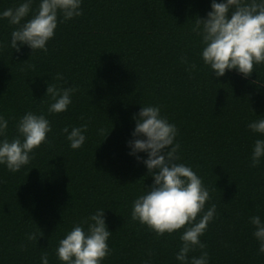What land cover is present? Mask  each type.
<instances>
[{"label":"trees","instance_id":"16d2710c","mask_svg":"<svg viewBox=\"0 0 264 264\" xmlns=\"http://www.w3.org/2000/svg\"><path fill=\"white\" fill-rule=\"evenodd\" d=\"M21 2L0 0V13ZM211 3L84 0L80 17L58 22L46 53L27 46L0 51V114L9 120L8 139L28 111L44 114L53 129L48 144L19 173L0 166V264H40L45 252L50 264H60L59 241L99 208L112 232V254L104 264H144L149 258L151 264H177L179 231L157 237L131 219L134 200L153 183L126 147L132 117L145 105H159L177 126L180 162L208 188L205 210L216 206L201 237L210 264H264L250 223L252 216L264 218V161L250 166L261 137L247 127L264 116V65L248 79L235 71L216 78L204 66L193 28ZM14 28L0 19V42H10ZM182 56L197 70L187 71ZM57 74L64 79L57 81ZM46 82L78 88L67 112H48ZM85 122L88 139L71 150L62 129ZM101 128L112 130L105 139ZM33 232L37 242L27 239ZM200 254L197 248L189 255Z\"/></svg>","mask_w":264,"mask_h":264},{"label":"clouds","instance_id":"9594fccd","mask_svg":"<svg viewBox=\"0 0 264 264\" xmlns=\"http://www.w3.org/2000/svg\"><path fill=\"white\" fill-rule=\"evenodd\" d=\"M83 2L39 0L34 9L36 0H22L17 7L4 10L0 13V19H7L15 28L11 32L10 42H0V51L11 47L15 52H20L27 46L32 53H46L49 41L55 37L58 22L80 17ZM210 9L206 18L196 19L193 28L200 37L199 55L204 66L216 78L224 77L231 71L244 79L250 78L256 66L264 65V0H212ZM180 62L187 65V71L197 70V65L189 63L186 56H182ZM63 79L62 74H57V81ZM46 84L45 96L52 100L48 112H67L78 88ZM132 119L135 128L126 144L128 154L144 165L147 176L153 180L151 187L144 189L134 200L132 221L145 226L157 237L179 231L182 243L175 256L177 264H210L209 253L201 237L215 219L216 206L213 204L205 210L206 203L211 199L208 188L191 166L180 162L177 126L162 114L159 105L141 106ZM247 127L261 137L254 141L250 156V166L256 168L264 161V116L252 120ZM8 128L9 120L0 114V166L16 174L31 163L36 150L48 144V136L53 129L44 114L31 111L16 122V135L11 140L7 136ZM88 129L87 122L62 129L71 150L83 148L88 139ZM97 131L105 139L112 130L105 133L101 128ZM141 153L145 154L146 159L141 158ZM250 223L254 228L252 234L258 242V254L264 255V218L252 216ZM111 236L105 220V209H96L83 221L74 224L59 241L55 257L60 264H104L112 254L108 243ZM27 239L37 242L38 237L33 232ZM197 248L201 254L190 257L189 254ZM40 264H50L46 252L41 255ZM144 264H151V258Z\"/></svg>","mask_w":264,"mask_h":264}]
</instances>
